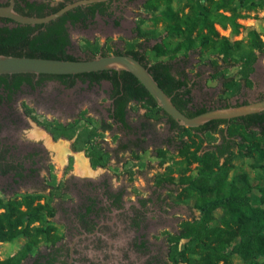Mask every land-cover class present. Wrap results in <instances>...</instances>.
I'll return each instance as SVG.
<instances>
[{
	"label": "rangeland",
	"instance_id": "rangeland-1",
	"mask_svg": "<svg viewBox=\"0 0 264 264\" xmlns=\"http://www.w3.org/2000/svg\"><path fill=\"white\" fill-rule=\"evenodd\" d=\"M45 1L54 6L61 0ZM146 2L120 0L113 5L112 17L89 20L86 27L69 25L72 42L70 53L86 60L99 56L101 52L109 55L116 50L124 52L143 41L148 57L156 60L151 48L160 41L157 40L158 35L161 34V41L172 44L179 40L167 39L168 35L163 30L165 25L161 22L162 10H150L146 8ZM250 2L262 7L254 11L243 9L248 18L240 20L244 26L240 35L232 36L229 29L216 26V31L221 37L229 38L232 46L236 41H241L238 48L233 47L228 57L199 48L188 55L180 52L174 60L189 75L194 102L198 106L212 109L222 103H253L259 98L264 99V46L262 50L253 49L248 41V30H255L264 42V0H248ZM186 3L187 0H174L173 8L179 11ZM137 28L148 35L149 41L140 40ZM151 32H156L157 38ZM252 54L256 56L254 62L250 60ZM220 74L223 77L219 78ZM247 76L248 81L244 80ZM229 84L231 87L226 89ZM109 89L108 83L89 87L80 82L67 89L54 81L38 90L23 89L15 96L13 105L1 106L0 148H12V156L24 161L25 171L24 178L18 183L12 175L0 178V197L20 199L26 194L41 196L42 203L48 202L55 209L52 222L59 236L64 234L67 220L80 209L86 197L93 196L103 187L106 188L105 192H124V199L128 203L137 204L140 198L161 199L158 206H152L150 202L146 206L150 223L146 227L150 225L153 244L160 248L163 258L169 260L170 249L174 246L170 235L178 233L183 221L198 219L199 212L194 208L193 199H186V203L178 202L180 191L176 184L160 182L169 176L177 180L185 170H188V174H194L197 165L188 166L179 156L177 148L181 137L170 131L167 120L156 113L155 117L148 119L147 115L152 113L143 105H130L128 122L132 131H124L113 125L111 132H103L100 129L101 121L111 124L106 114L111 103ZM35 130L41 131L44 136L36 137ZM48 139L53 146L61 142L69 146L70 154L66 155L65 160L50 147ZM183 139L199 141L194 133L185 134ZM210 141L209 138L205 140V150ZM123 146H129L128 150L122 151ZM34 148L40 149L38 156L26 159L24 156ZM159 149L167 151L165 158L158 157ZM236 153L231 177L247 174L253 186L250 196L258 198L257 189L264 186V161L246 158L238 151ZM78 155L88 159V174L77 171ZM214 215L219 219L222 210H217ZM25 243L23 237L11 243H0V259L14 256ZM184 243L186 241H182L180 246ZM48 248L47 244H42L34 250L33 255L38 250L46 252ZM233 260L235 264L241 263L238 257Z\"/></svg>",
	"mask_w": 264,
	"mask_h": 264
},
{
	"label": "trees",
	"instance_id": "trees-1",
	"mask_svg": "<svg viewBox=\"0 0 264 264\" xmlns=\"http://www.w3.org/2000/svg\"><path fill=\"white\" fill-rule=\"evenodd\" d=\"M120 1V0H117ZM17 11L25 16L46 17L66 6L61 3L47 11L48 5L21 0ZM108 2L94 3L77 7L63 17L43 25H22L7 18H0V55L43 58L56 60H81L70 53L72 45L68 26L86 27L88 21L97 16L112 17ZM174 0H147L145 6L150 10H162L164 31L167 39H178L172 44L161 41L151 48L156 60L152 61L145 52L144 42L137 43L124 52L116 50L113 55H128L149 70L163 91L172 98L174 105L187 117H195L210 110L194 102L193 85L189 75L174 62L180 52L185 55L196 52L199 48L213 50L228 57L233 47L240 46L236 41L233 46L229 38L221 37L216 26L230 30L232 36L241 34L244 26L240 20L248 18L243 9L254 11L261 5L248 0H187L183 9L175 11ZM187 9V12H186ZM165 19V20H164ZM248 41L253 49L262 50L264 42L255 30H248ZM140 40L149 41L148 35L137 28ZM157 38L156 32H151ZM254 54V53H253ZM252 54V55H253ZM109 55L101 52L99 56ZM89 57L86 60L93 59ZM256 56L250 59L255 61ZM253 70V69H252ZM35 75L0 76L1 99L10 102L12 97L27 85L32 89L47 81H58L67 88H72L78 81L89 87L109 83V109L111 124L102 121L100 129L111 132L113 125L121 130L132 131L128 122L131 104L143 105L155 117V113L165 118L171 132L181 137L178 146L179 156L188 166L196 164L195 173L185 170L177 180L169 176L161 180L178 186V202L194 200V208L199 218L183 221L176 235H170L174 242L169 253L173 264H235L238 257L240 264H264V186L259 187V197L250 196L253 186L245 173L231 177L235 166L232 161L236 151L246 158L264 161V112L232 120H217L199 128H185L173 120L158 106L145 87L129 72L103 71L88 74L53 76L41 75L37 85L33 84ZM223 74L219 75V78ZM248 76L244 78L247 80ZM229 81V80H227ZM248 81V80H247ZM231 85H226L229 89ZM248 104L244 102L240 105ZM239 104L235 106H240ZM231 107L222 103L215 108ZM145 126V125H144ZM194 135L199 141H185V134ZM62 136H64L62 134ZM211 141L207 150L204 142ZM137 145V144H136ZM129 146H123L122 151ZM138 147V146H137ZM142 151V150H141ZM158 157L165 158L167 151L158 150ZM94 166L97 163L93 162ZM240 179L237 181V179ZM176 182V183H175ZM185 198V200H183ZM221 209L222 216L217 219L214 213ZM55 209L48 202L42 203L39 195H23L20 199H2L0 197V243H11L23 237L26 243L14 256L1 260L0 264H45V256L34 250L42 244L54 248L60 239L52 219ZM182 241H186L181 247Z\"/></svg>",
	"mask_w": 264,
	"mask_h": 264
},
{
	"label": "flooded vegetation",
	"instance_id": "flooded-vegetation-1",
	"mask_svg": "<svg viewBox=\"0 0 264 264\" xmlns=\"http://www.w3.org/2000/svg\"><path fill=\"white\" fill-rule=\"evenodd\" d=\"M27 1L29 3H46L48 5L47 11H50L51 8L58 7L61 3L68 5L77 0H61L54 6L51 2H46L45 0ZM10 2L11 0H0V6H7ZM116 2L118 1L113 0L111 10ZM19 4L25 6V3L21 2V0H15V9H17ZM40 76L35 75L33 79L34 85H37ZM49 82L54 81H47L35 89L22 85L10 102L0 98V108L1 106L10 107L13 105L15 96L20 94L23 89L38 90V88ZM58 83L67 88L62 83ZM104 83L106 82L101 85ZM3 94L4 91L1 89L0 96H3ZM259 100H263V98H259ZM110 102L109 107L112 108V101L110 100ZM243 103L238 102L230 105L235 106ZM110 108L107 109L106 114L108 120L112 122L109 118ZM39 153L40 149L34 148L32 152L27 153L24 157L31 159L37 157ZM24 171V161L12 156V148H0V178L12 175L13 180L18 183L24 178ZM105 191L106 188L103 187L93 196L86 197L84 203L80 205V209L76 210L67 220L64 234L60 236L56 246L54 248L48 246L49 248L46 252L38 250L33 256L38 253L44 254L47 256L45 264H172L169 260L163 258L160 248L153 244L150 225L146 227L150 224L147 219L146 206L149 205V202L152 206H158V202L161 199L151 198L150 200H145L140 198L138 203L134 204L125 201L124 192L111 193Z\"/></svg>",
	"mask_w": 264,
	"mask_h": 264
},
{
	"label": "water",
	"instance_id": "water-1",
	"mask_svg": "<svg viewBox=\"0 0 264 264\" xmlns=\"http://www.w3.org/2000/svg\"><path fill=\"white\" fill-rule=\"evenodd\" d=\"M108 0H77L56 13L46 17L25 16L15 9V0L7 6H0V18H7L22 25H43L55 21L69 11ZM103 71L129 72L155 99L160 109L185 128H199L217 120H232L264 112V99L240 106L210 109L195 117H187L174 105L146 67L128 55L97 56L89 60H56L0 55V76L7 75H53L68 76Z\"/></svg>",
	"mask_w": 264,
	"mask_h": 264
},
{
	"label": "bare ground",
	"instance_id": "bare-ground-1",
	"mask_svg": "<svg viewBox=\"0 0 264 264\" xmlns=\"http://www.w3.org/2000/svg\"><path fill=\"white\" fill-rule=\"evenodd\" d=\"M34 133H35L36 137H42V136H44V135L41 134V131H39V130H35ZM48 142H49V145H50L51 148H53L59 154H61L63 160H65L66 155H69L70 154V151L68 149L69 146H67V144L65 142H61V143L56 144L54 146L51 144V141H49V139H48ZM75 167H76L77 171L79 173H81V174L82 173L83 174H88L89 171H90L89 164H88V159H86L82 155H78L76 157V166Z\"/></svg>",
	"mask_w": 264,
	"mask_h": 264
}]
</instances>
